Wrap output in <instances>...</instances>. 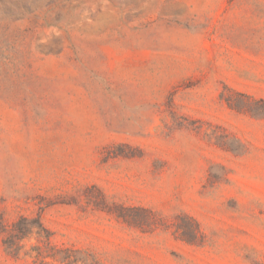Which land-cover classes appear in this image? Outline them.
<instances>
[{
  "label": "rangeland",
  "instance_id": "1",
  "mask_svg": "<svg viewBox=\"0 0 264 264\" xmlns=\"http://www.w3.org/2000/svg\"><path fill=\"white\" fill-rule=\"evenodd\" d=\"M0 264H264V0H0Z\"/></svg>",
  "mask_w": 264,
  "mask_h": 264
},
{
  "label": "trees",
  "instance_id": "2",
  "mask_svg": "<svg viewBox=\"0 0 264 264\" xmlns=\"http://www.w3.org/2000/svg\"><path fill=\"white\" fill-rule=\"evenodd\" d=\"M34 225L42 227V224L38 218L30 219L27 217H22L16 222L13 233H12L14 235L12 236H14L15 238L21 239L24 237V235H26L31 230V228Z\"/></svg>",
  "mask_w": 264,
  "mask_h": 264
}]
</instances>
